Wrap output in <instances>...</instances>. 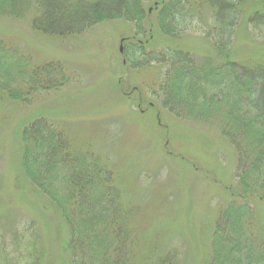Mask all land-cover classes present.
<instances>
[{
	"label": "trees",
	"instance_id": "1",
	"mask_svg": "<svg viewBox=\"0 0 264 264\" xmlns=\"http://www.w3.org/2000/svg\"><path fill=\"white\" fill-rule=\"evenodd\" d=\"M150 5L145 8V0H0V23L28 21L36 36L61 42L100 24H131L118 53L123 69H164L151 89L153 96L160 95L161 106L175 117L213 120L235 153L234 183L199 171L218 183L223 195L211 228L202 230L209 246L199 248L197 264H264V226L254 207L264 206V49L238 59L232 44L246 27L264 38V0H155ZM195 23L211 45L191 47L183 39ZM152 43L155 49L147 51ZM35 61L0 30V109L28 110L37 95L51 96L67 86L68 71L61 62ZM148 109L156 112L153 126L168 132L161 113ZM36 115L18 131L20 172L60 218L61 249L68 257L64 264H182L158 246L159 228L143 231V210L124 199L115 168ZM5 122L0 115V126ZM168 137L162 142L164 154L179 159L167 151ZM45 259L40 250L32 264Z\"/></svg>",
	"mask_w": 264,
	"mask_h": 264
},
{
	"label": "rangeland",
	"instance_id": "2",
	"mask_svg": "<svg viewBox=\"0 0 264 264\" xmlns=\"http://www.w3.org/2000/svg\"><path fill=\"white\" fill-rule=\"evenodd\" d=\"M154 1L145 0V8ZM204 19L208 24V18ZM196 28L203 27L193 24L183 39L191 47L211 45ZM131 29L123 21L104 23L61 42L36 36L28 21L0 23L11 45L31 61H59L68 71L67 86L59 93L37 95L28 110L14 105L0 109L1 119L7 118L0 126V263L32 264L40 250L45 252L44 264L68 260L61 249L59 216L20 172L18 131L37 118V112L48 124L66 130L79 148L89 147L101 162L115 168L124 199L143 210V231L159 228L156 242L160 240L163 252L174 253L182 264H197L202 257L199 248L209 244L202 230L215 218L223 194L218 183L212 184L199 171L207 169L222 181L234 183L235 153L213 120L175 117L161 106L160 95L153 96L151 89L157 88L164 69L151 66L139 73L123 69L118 53L121 38L131 34ZM239 35L232 41L235 58H244L254 48L264 49V38L249 27ZM153 47L152 43L147 51ZM159 49L161 45L156 46ZM149 106L161 113V126L168 127V132L153 126L156 112ZM167 133V151L179 159L164 154L162 142H167ZM254 207L264 226V206Z\"/></svg>",
	"mask_w": 264,
	"mask_h": 264
},
{
	"label": "water",
	"instance_id": "3",
	"mask_svg": "<svg viewBox=\"0 0 264 264\" xmlns=\"http://www.w3.org/2000/svg\"><path fill=\"white\" fill-rule=\"evenodd\" d=\"M149 11H150V10H149ZM119 52H120V53L122 52V47H120Z\"/></svg>",
	"mask_w": 264,
	"mask_h": 264
}]
</instances>
